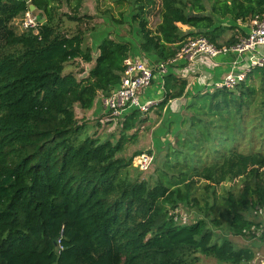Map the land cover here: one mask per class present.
Masks as SVG:
<instances>
[{"label":"trees","instance_id":"trees-1","mask_svg":"<svg viewBox=\"0 0 264 264\" xmlns=\"http://www.w3.org/2000/svg\"><path fill=\"white\" fill-rule=\"evenodd\" d=\"M135 1L137 55L149 64L173 58L189 37L220 46L221 34L233 28L229 21L264 15V0H159V21L150 29L146 10L157 0ZM58 2L0 0V264H198L200 255L250 263L253 252L217 238L214 230L242 236L252 225L243 213L264 206V153H240L226 144L235 131L230 124L244 119L254 100L251 80L264 85V67L252 69L233 90L193 96L185 108L191 115L181 121L188 124L181 171L151 185L139 179L131 158L120 156L126 137H90L75 116V107L88 111L98 94L119 86L134 43L106 36L93 58L80 31L61 32ZM30 5L44 19L36 29L22 28ZM177 24L191 31L182 33ZM76 60L93 62L80 80L65 73ZM162 79L159 110L186 86L171 74ZM129 112L123 131L141 122L140 111ZM226 184L219 197L216 188ZM198 189L203 192L196 196ZM218 201L220 215L230 216L227 226L212 216ZM181 206L196 209L197 218L183 223L176 213Z\"/></svg>","mask_w":264,"mask_h":264},{"label":"rangeland","instance_id":"rangeland-1","mask_svg":"<svg viewBox=\"0 0 264 264\" xmlns=\"http://www.w3.org/2000/svg\"><path fill=\"white\" fill-rule=\"evenodd\" d=\"M135 0H59L58 7V22L62 33L74 35L78 31L83 34V46L89 47L93 53L92 56H97L96 46L101 39L106 36L115 41H124L134 43L139 40L138 22L136 18L133 21V16L136 14V6L139 4ZM159 0L152 8H148L146 18L148 27L154 29L159 21ZM31 18L39 21V13L35 10L30 14ZM79 18L76 19L69 18ZM229 31H225L224 39H219V42H224L229 38ZM1 44V43H0ZM134 45V44H133ZM230 56H219L217 59L229 60ZM93 62L90 64L81 63L76 60L65 69V73L72 72L78 80L85 78L92 68ZM260 79L251 80V86L254 88V100L248 110H245L244 119L235 121L230 127L235 129L233 132H228L229 139L226 144L240 153L251 151H262L264 153V85L260 83ZM249 83V84H250ZM103 108V107H102ZM143 115V113H142ZM140 115V123H134L133 129H122V123L125 119L123 115L117 118L110 117L111 115L104 111L99 117H93L86 112H83L78 107H75V116L79 125L84 126L85 133L90 137L99 139L109 138L113 142L117 141L121 136L126 137L124 151L120 154L125 159L131 158V166L135 167V159L138 155L135 153H150L154 156V162L150 169L146 172H141L140 180L149 181L151 185L158 181L176 175L181 171L178 162L183 161L185 156H188L184 132L188 124L181 125L182 119H144ZM191 115L190 112L184 111L183 116ZM137 120V119H136ZM242 128V129H241ZM181 143H177V138H182ZM170 149H173L177 154L171 155ZM207 147V145H205ZM206 149V148H205ZM208 151H205L206 153ZM139 154V155H140ZM196 154H201L196 151ZM203 156V155H202ZM206 162L210 160L206 156L202 157ZM133 174V171H131ZM164 181V180H163ZM172 181V180H169ZM237 184V181H235ZM234 184V183H233ZM231 184H226L216 188L217 195L220 197L224 194V190ZM202 190L198 189L196 196L202 194ZM210 202H212L210 198ZM204 203L201 201L200 203ZM223 212L218 201V206L214 210L212 216L219 218L222 225L227 226L229 215ZM175 213V212H174ZM187 223L192 222L197 218V210L187 206H181L177 212ZM243 215L254 225L263 224L264 220L254 217L252 209L243 213ZM214 233L217 238L228 239L232 241L238 249H248L254 253V258L250 263L245 264H261V258L264 257V237L254 239L249 236H232L228 230L216 229ZM198 264H229L218 262L214 259L199 256Z\"/></svg>","mask_w":264,"mask_h":264},{"label":"built area","instance_id":"built-area-1","mask_svg":"<svg viewBox=\"0 0 264 264\" xmlns=\"http://www.w3.org/2000/svg\"><path fill=\"white\" fill-rule=\"evenodd\" d=\"M28 11L23 20L22 28L36 29L40 21H35ZM250 29L245 37L230 45L216 46L204 37H192L182 42L173 58L165 62L150 65L145 60L127 57L123 61V72L119 86L109 95L101 96L102 107L109 112L111 117L117 118L125 111L137 109L141 113H147L154 107V101H141L140 93L148 88L154 76V70L159 76H164L167 69L179 64H192L200 57L213 60L219 56H232L230 62L231 71L221 82L215 83V90L235 89L243 82L247 74L255 68L264 67V15H256L249 20ZM236 69V70H235ZM135 167L139 172H146L154 162V156L149 153H142L135 159ZM254 217L264 220V206H256L252 209ZM183 223L185 219L181 217ZM244 236L254 239L264 237V223L252 224L248 229L243 230ZM264 264V257L261 258Z\"/></svg>","mask_w":264,"mask_h":264},{"label":"crops","instance_id":"crops-1","mask_svg":"<svg viewBox=\"0 0 264 264\" xmlns=\"http://www.w3.org/2000/svg\"><path fill=\"white\" fill-rule=\"evenodd\" d=\"M227 25L233 26V28L226 30L229 31L228 39H225L224 42L221 43L218 41L220 46L227 45L226 42L231 38H234L233 43H236L238 39L245 37L250 29L249 20L242 21L239 19L236 22L229 21ZM177 26L182 33H189L191 31L187 26L181 24H177ZM222 34L219 39L221 38L223 40L224 35ZM138 43L139 40L134 42V54L130 57L145 60L142 56L137 55ZM231 60L232 56L229 57V60L217 58L210 60L205 57H200L192 64H179L168 68L167 73L164 76L171 74L180 81H185L186 86L183 95L179 98L169 100L162 110H159L156 105L161 102L164 94V80L162 79L164 76H159L157 71L154 70V77L151 84L148 88L141 91L140 99L142 101H154L156 105L149 109L147 113L141 115L144 119H182L183 113L186 111L185 108L192 101L193 96L199 93H212L215 91L214 84L221 82L224 77L234 70L230 64ZM145 61L148 62L147 60ZM150 65L155 66L156 64ZM101 96L102 94H98L93 107L90 110L83 112H86L93 117H99L103 114L105 110L102 108ZM129 113L128 110L122 115L125 117L128 116Z\"/></svg>","mask_w":264,"mask_h":264},{"label":"water","instance_id":"water-1","mask_svg":"<svg viewBox=\"0 0 264 264\" xmlns=\"http://www.w3.org/2000/svg\"><path fill=\"white\" fill-rule=\"evenodd\" d=\"M29 10H30V11H34V6H33V5H30V6H29ZM43 22H44V19H41V20H40V23H43Z\"/></svg>","mask_w":264,"mask_h":264}]
</instances>
